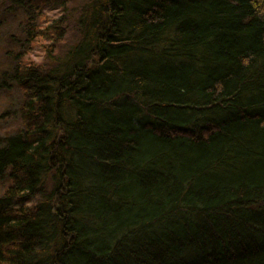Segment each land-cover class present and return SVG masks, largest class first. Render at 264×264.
<instances>
[{
	"label": "trees",
	"instance_id": "16d2710c",
	"mask_svg": "<svg viewBox=\"0 0 264 264\" xmlns=\"http://www.w3.org/2000/svg\"><path fill=\"white\" fill-rule=\"evenodd\" d=\"M68 7L0 0V264H264V0Z\"/></svg>",
	"mask_w": 264,
	"mask_h": 264
},
{
	"label": "rangeland",
	"instance_id": "374dc122",
	"mask_svg": "<svg viewBox=\"0 0 264 264\" xmlns=\"http://www.w3.org/2000/svg\"><path fill=\"white\" fill-rule=\"evenodd\" d=\"M86 1L87 0H69V7L66 12H64L68 32L64 41L59 45V55H64V53H66L76 42L79 35L77 19L80 16L81 10L83 9L82 7H84ZM55 14L57 16V12H55ZM61 14L63 15V13ZM12 18L13 17H10V19ZM1 55L0 52V57ZM32 55L37 61H43L45 58V54L40 48H37V50L35 49ZM1 62L0 59V65ZM0 81L3 82L4 78H1ZM6 83V88L0 87V146L5 144V139L9 134H15L23 128L20 117L23 93L20 89L16 88L11 81L7 80ZM8 183V179L0 180V188ZM38 200V197L33 198L30 203H36Z\"/></svg>",
	"mask_w": 264,
	"mask_h": 264
}]
</instances>
